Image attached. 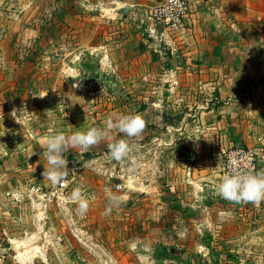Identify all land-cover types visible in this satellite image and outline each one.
I'll return each instance as SVG.
<instances>
[{
	"label": "rangeland",
	"instance_id": "1",
	"mask_svg": "<svg viewBox=\"0 0 264 264\" xmlns=\"http://www.w3.org/2000/svg\"><path fill=\"white\" fill-rule=\"evenodd\" d=\"M61 8L64 19L57 16L56 2L37 1L28 9L24 0H0V185L24 191L14 196L17 203L21 198L29 205L32 196L48 205V215L39 217L37 229L20 241L32 237L30 245L14 243L15 262L24 264L20 255L36 248L45 258L34 253L25 264H264V201L236 203L210 192L208 198L204 193L202 199L197 197L209 211L184 210L167 184L154 183L151 142L116 161L110 158L108 145L125 134L110 130L108 137L86 150L70 148L66 183L44 179L49 166L45 136L103 128L98 107L108 99L102 92L152 91L158 86L155 81L130 82L119 74L102 73L100 50L120 44L123 34L116 32L124 30L123 21H97L94 33L92 29L88 33V26L73 33L78 29L67 23L70 3L65 1ZM78 22L87 23L83 18ZM249 30L242 24V45L254 40ZM187 36L188 31L176 38L186 41ZM90 45L98 49L90 50ZM113 53L119 60L125 52ZM241 84L233 99L239 121L218 130L228 137L227 128L234 138L219 161L223 175L225 155L233 147L255 148L264 162V78ZM161 86L171 88L169 82ZM201 86L195 88L214 95V87ZM112 101V106L121 104L119 98ZM14 108L17 117L21 109L28 113L16 120L11 116ZM225 135L224 143L229 139ZM130 139L139 144L137 137ZM140 161L145 162L144 171ZM77 187L95 197L83 215L70 198ZM30 190L34 194H27ZM110 192L122 195L123 202L106 215ZM223 202L239 206L227 210Z\"/></svg>",
	"mask_w": 264,
	"mask_h": 264
},
{
	"label": "crops",
	"instance_id": "2",
	"mask_svg": "<svg viewBox=\"0 0 264 264\" xmlns=\"http://www.w3.org/2000/svg\"><path fill=\"white\" fill-rule=\"evenodd\" d=\"M24 1L28 9L37 1L56 2L57 16L61 19L65 17L61 7L68 1L70 11L67 16L70 21L67 23L78 29L73 33L85 26H88V33L91 29L94 33V25L98 22L123 21L124 30L116 32L119 37L123 34L120 44L100 50L102 73L119 74L124 81L130 82L155 81L158 86L152 91L102 92L108 100L98 107L99 113H102L99 122L106 127L110 115L141 114L145 121L141 132L144 134L136 140L141 149L150 142L155 148L154 183L167 184L174 197L182 200L179 204L184 210L209 211L201 202L202 193L206 198L210 192L218 194L217 185L223 176L219 161L234 140L229 129L226 128L225 132L228 137L224 132L219 134L218 130L228 122L235 126L234 123L239 121L233 99L241 92L242 81L256 83L264 78V0H188L191 14L184 31L185 34L188 31V39L176 38L184 33L172 37L168 40L170 47L150 41L140 20L150 8L166 0ZM22 13L20 11V15ZM80 18L87 23L78 22ZM242 24L245 30L250 28L254 35L253 41L243 45L239 41ZM250 30L248 33L251 34ZM96 49V46L90 45V50ZM114 50L125 53L117 60ZM167 82L171 88L163 89L161 85ZM200 84H203L201 88L214 87V95L195 88ZM118 98L121 104L112 106V100ZM222 135L229 138L225 143ZM148 136L151 138L143 142ZM144 166L145 162L140 161L143 171ZM261 171H264V162L260 160L258 172ZM29 193L34 194L32 190ZM23 194L24 191L17 188L0 185V240L10 247L6 264H18L14 260L17 257V253L16 256L13 253L16 252L14 243L25 244L20 242L21 239L33 233L39 217L42 219L48 215V205L41 197L36 200L31 196L29 205L23 204L21 198L18 203L13 201L14 196ZM228 203L223 202L227 210L239 206L229 207ZM42 254L40 256L45 258L43 251Z\"/></svg>",
	"mask_w": 264,
	"mask_h": 264
},
{
	"label": "clouds",
	"instance_id": "3",
	"mask_svg": "<svg viewBox=\"0 0 264 264\" xmlns=\"http://www.w3.org/2000/svg\"><path fill=\"white\" fill-rule=\"evenodd\" d=\"M43 98V97H42ZM17 109H13L11 116L18 120L26 109H21L17 117ZM50 111V110H48ZM145 126V121L139 113H126L118 116L110 115L107 118L106 127H90L86 131L77 130L65 134L63 131L53 132L43 139L44 156L47 159L48 167L44 168V179L50 180L53 184L66 183L70 170L66 153L71 147L88 149L99 143L110 135V130L116 129L125 134V138L115 140L108 145L111 159L121 161L127 158L130 153L137 151L139 144L133 143L130 138L140 135ZM79 129V128H77ZM51 131V130H50ZM121 186L117 185L119 189ZM217 193L224 199L236 203L250 202L260 203L264 201V171L255 172L247 169L226 172L217 185ZM71 200L78 205L81 215L85 214L94 196L87 195L80 187L75 188L71 193ZM123 202V196L116 192H110L109 203L105 214H109L113 208L119 207ZM135 242H133V246Z\"/></svg>",
	"mask_w": 264,
	"mask_h": 264
},
{
	"label": "built area",
	"instance_id": "4",
	"mask_svg": "<svg viewBox=\"0 0 264 264\" xmlns=\"http://www.w3.org/2000/svg\"><path fill=\"white\" fill-rule=\"evenodd\" d=\"M190 14L188 0H166L146 12L141 26L150 41L170 47L168 40L184 33ZM259 168L260 152L255 148L233 147L225 155V173L241 169L258 172ZM9 257L10 247L0 240V264H6Z\"/></svg>",
	"mask_w": 264,
	"mask_h": 264
},
{
	"label": "bare ground",
	"instance_id": "5",
	"mask_svg": "<svg viewBox=\"0 0 264 264\" xmlns=\"http://www.w3.org/2000/svg\"><path fill=\"white\" fill-rule=\"evenodd\" d=\"M30 243H31L30 241H26L25 242L26 245H30ZM34 253H36V254L39 253V254H41V256L43 255L42 251L40 249L33 248V249H30V250H27V251L25 250V253L20 255L21 262H23L24 264L25 263H30L31 260L33 259V254Z\"/></svg>",
	"mask_w": 264,
	"mask_h": 264
}]
</instances>
